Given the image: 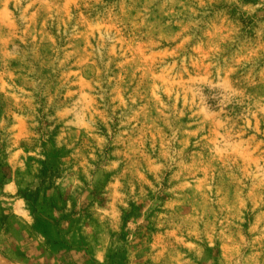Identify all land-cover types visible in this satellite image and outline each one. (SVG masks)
<instances>
[{
  "label": "rangeland",
  "instance_id": "obj_1",
  "mask_svg": "<svg viewBox=\"0 0 264 264\" xmlns=\"http://www.w3.org/2000/svg\"><path fill=\"white\" fill-rule=\"evenodd\" d=\"M0 264H264V0H0Z\"/></svg>",
  "mask_w": 264,
  "mask_h": 264
},
{
  "label": "trees",
  "instance_id": "obj_2",
  "mask_svg": "<svg viewBox=\"0 0 264 264\" xmlns=\"http://www.w3.org/2000/svg\"><path fill=\"white\" fill-rule=\"evenodd\" d=\"M9 216L0 214V228L3 229L4 233L7 232V221ZM0 253L3 255L16 254V250L12 248V244L7 240L4 242H0Z\"/></svg>",
  "mask_w": 264,
  "mask_h": 264
}]
</instances>
